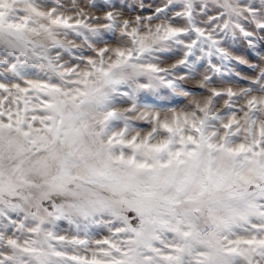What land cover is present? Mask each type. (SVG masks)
Wrapping results in <instances>:
<instances>
[{
	"label": "snow or ice",
	"instance_id": "1",
	"mask_svg": "<svg viewBox=\"0 0 264 264\" xmlns=\"http://www.w3.org/2000/svg\"><path fill=\"white\" fill-rule=\"evenodd\" d=\"M0 264H264V0H0Z\"/></svg>",
	"mask_w": 264,
	"mask_h": 264
},
{
	"label": "rangeland",
	"instance_id": "2",
	"mask_svg": "<svg viewBox=\"0 0 264 264\" xmlns=\"http://www.w3.org/2000/svg\"><path fill=\"white\" fill-rule=\"evenodd\" d=\"M97 3H102L103 0H96ZM114 3H116L118 6L120 5H127V6H131V5H139L140 0H113ZM145 4L151 3V0H144ZM125 11V15L131 14V15H136L138 12V8L136 11H133L131 13L128 12L127 8L124 9ZM97 15H99L100 13H96ZM237 47H239V45H237ZM157 100L163 101L166 105H171V106H182L183 103H185L186 101L182 100L179 97H173L172 95H167L165 96H161V97H149L148 102L152 103L155 102ZM66 226V225H65Z\"/></svg>",
	"mask_w": 264,
	"mask_h": 264
}]
</instances>
